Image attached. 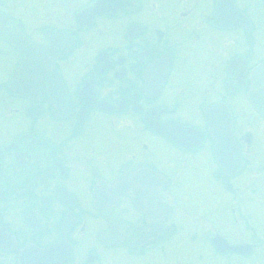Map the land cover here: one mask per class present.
Segmentation results:
<instances>
[{
  "label": "flooded vegetation",
  "instance_id": "1",
  "mask_svg": "<svg viewBox=\"0 0 264 264\" xmlns=\"http://www.w3.org/2000/svg\"><path fill=\"white\" fill-rule=\"evenodd\" d=\"M0 31V264H264L248 261L264 231L245 205L262 206L246 94L264 0H0ZM215 105L243 161L232 176Z\"/></svg>",
  "mask_w": 264,
  "mask_h": 264
},
{
  "label": "water",
  "instance_id": "2",
  "mask_svg": "<svg viewBox=\"0 0 264 264\" xmlns=\"http://www.w3.org/2000/svg\"><path fill=\"white\" fill-rule=\"evenodd\" d=\"M0 36L9 41L11 40L5 32L0 31ZM246 97L250 105L264 122V60L260 61L251 70L250 88ZM206 120L208 124L211 123V138L214 144L213 153L215 161L222 170L223 175L232 176L240 172L243 167V161L232 135L231 116L228 110L223 109L219 105L211 106V120L209 118ZM219 240L222 239L219 238ZM214 245L221 252L231 250L249 253V250H244L246 248L245 246L230 247L224 241L216 242L215 240ZM48 254V251L36 253L37 263H44V259Z\"/></svg>",
  "mask_w": 264,
  "mask_h": 264
},
{
  "label": "rangeland",
  "instance_id": "3",
  "mask_svg": "<svg viewBox=\"0 0 264 264\" xmlns=\"http://www.w3.org/2000/svg\"><path fill=\"white\" fill-rule=\"evenodd\" d=\"M244 123L248 124L249 121L246 120V121H244ZM258 142L259 141L256 138L254 140V144L258 146L259 145ZM261 170H262V167H261ZM238 179L241 180V181L244 180L245 179V174L244 175H241L239 178H237V181H238ZM262 181H263V183L261 185V190H259L258 192H256V195H255L256 198L258 200H260V202H261L260 205L262 204L261 209H260V206H259V210L256 209V208H252L254 205H249V204H252V203L250 201H248V200H246V204H245L246 205V208H248L251 211L252 214L254 213V210L258 211V212H256V216H257V219L258 220L255 223V226H256L255 228L260 232V234H261V232L264 231V218L263 217H260V215L262 213L264 214V179ZM249 194H250L249 190L246 189L244 191V195H247L248 196ZM257 243L259 245V244H261L263 242H257ZM254 256L255 257L248 259V261L255 260L256 258L264 259V250L263 249L262 250H259L258 253H257V255H254Z\"/></svg>",
  "mask_w": 264,
  "mask_h": 264
}]
</instances>
